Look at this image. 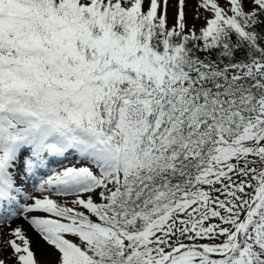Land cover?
I'll return each instance as SVG.
<instances>
[{
  "label": "snow or ice",
  "instance_id": "snow-or-ice-1",
  "mask_svg": "<svg viewBox=\"0 0 264 264\" xmlns=\"http://www.w3.org/2000/svg\"><path fill=\"white\" fill-rule=\"evenodd\" d=\"M188 2L0 0V264H264V0Z\"/></svg>",
  "mask_w": 264,
  "mask_h": 264
},
{
  "label": "rangeland",
  "instance_id": "rangeland-1",
  "mask_svg": "<svg viewBox=\"0 0 264 264\" xmlns=\"http://www.w3.org/2000/svg\"><path fill=\"white\" fill-rule=\"evenodd\" d=\"M175 3V0H173V4ZM196 0H189L188 4H187V14H188V19L189 22H192V15H193V8L195 6ZM175 13V7H172L169 9V17L171 19V16ZM197 26H200L202 24V21H197ZM26 225V224H25ZM26 227H28L26 225ZM30 232H33L35 234V242L38 244V248H35L36 251V255L38 257L39 260H41L42 262H46V261H52L55 259L56 253L52 250V248L50 246H48L46 244V242H44L37 233H35L34 231H32L31 229H29Z\"/></svg>",
  "mask_w": 264,
  "mask_h": 264
},
{
  "label": "bare ground",
  "instance_id": "bare-ground-1",
  "mask_svg": "<svg viewBox=\"0 0 264 264\" xmlns=\"http://www.w3.org/2000/svg\"><path fill=\"white\" fill-rule=\"evenodd\" d=\"M15 226V225H14ZM25 227H26V225H24ZM27 228V227H26ZM29 235L31 236V238L33 239V241H34V248H38L39 246H38V244L35 242V234L33 233V232H30L29 231Z\"/></svg>",
  "mask_w": 264,
  "mask_h": 264
},
{
  "label": "trees",
  "instance_id": "trees-1",
  "mask_svg": "<svg viewBox=\"0 0 264 264\" xmlns=\"http://www.w3.org/2000/svg\"><path fill=\"white\" fill-rule=\"evenodd\" d=\"M199 27V26H198Z\"/></svg>",
  "mask_w": 264,
  "mask_h": 264
}]
</instances>
